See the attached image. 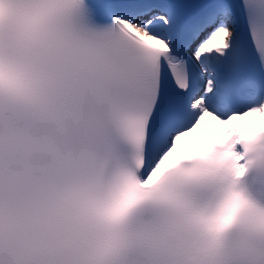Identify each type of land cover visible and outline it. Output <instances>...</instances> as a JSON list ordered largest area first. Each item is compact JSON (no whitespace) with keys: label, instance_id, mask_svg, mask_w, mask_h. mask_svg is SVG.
Instances as JSON below:
<instances>
[{"label":"snow or ice","instance_id":"6c2138e0","mask_svg":"<svg viewBox=\"0 0 264 264\" xmlns=\"http://www.w3.org/2000/svg\"><path fill=\"white\" fill-rule=\"evenodd\" d=\"M0 264H264V0H0Z\"/></svg>","mask_w":264,"mask_h":264}]
</instances>
